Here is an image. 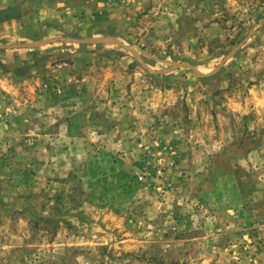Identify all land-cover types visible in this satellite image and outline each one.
<instances>
[{"label": "rangeland", "instance_id": "obj_1", "mask_svg": "<svg viewBox=\"0 0 264 264\" xmlns=\"http://www.w3.org/2000/svg\"><path fill=\"white\" fill-rule=\"evenodd\" d=\"M118 8L3 49L0 264H264V0Z\"/></svg>", "mask_w": 264, "mask_h": 264}, {"label": "crops", "instance_id": "obj_2", "mask_svg": "<svg viewBox=\"0 0 264 264\" xmlns=\"http://www.w3.org/2000/svg\"><path fill=\"white\" fill-rule=\"evenodd\" d=\"M143 3L144 0H0V108H18L11 95L14 86L4 87L3 84H8L10 76L4 64L9 69L8 65L19 52L4 51V47H16L12 45L16 42L29 43L26 45L30 47L52 45L64 36H75L73 43L76 45L121 46L120 36L115 34L119 27L116 22L124 19L125 13L118 12L119 5ZM108 31L114 33H103ZM88 34L91 37L84 39Z\"/></svg>", "mask_w": 264, "mask_h": 264}]
</instances>
